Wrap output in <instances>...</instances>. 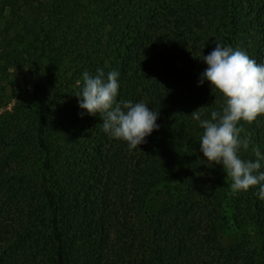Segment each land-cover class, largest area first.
<instances>
[{
  "label": "trees",
  "instance_id": "obj_1",
  "mask_svg": "<svg viewBox=\"0 0 264 264\" xmlns=\"http://www.w3.org/2000/svg\"><path fill=\"white\" fill-rule=\"evenodd\" d=\"M1 13L0 67L30 85L0 133V264H264V201L202 160L190 117L222 103L197 86L215 41L264 62V0H0ZM47 66L66 72L49 83ZM97 68L120 73L118 100L159 112L146 143L78 114ZM241 123L264 146V115Z\"/></svg>",
  "mask_w": 264,
  "mask_h": 264
},
{
  "label": "clouds",
  "instance_id": "obj_2",
  "mask_svg": "<svg viewBox=\"0 0 264 264\" xmlns=\"http://www.w3.org/2000/svg\"><path fill=\"white\" fill-rule=\"evenodd\" d=\"M201 59L206 67L199 74L197 86L205 82L222 97L218 108L202 106L192 111L201 133L199 152L206 164L222 166L230 178V189L246 192L256 188L254 195L264 201V146L242 136L244 125L264 115V62H257L239 46L224 45L215 41V47ZM120 73H83L82 84L77 90L78 113L99 115L102 130L116 140L127 143L129 149L146 143V137L159 130V112L149 108L145 101L118 100ZM212 103H215V99ZM251 150L254 159H246L243 153Z\"/></svg>",
  "mask_w": 264,
  "mask_h": 264
},
{
  "label": "rangeland",
  "instance_id": "obj_3",
  "mask_svg": "<svg viewBox=\"0 0 264 264\" xmlns=\"http://www.w3.org/2000/svg\"><path fill=\"white\" fill-rule=\"evenodd\" d=\"M6 18H8V14L1 13L0 24ZM64 67L47 66L46 77L49 83L52 82L50 79L54 78L57 72H60V74L66 72L64 71ZM29 85L28 77L25 75L23 67L16 68L13 65H3L0 67V133H8V137L11 135L10 129L12 128V124L10 121L13 116L10 112L16 101L25 95L26 88ZM11 147L12 145L8 149H11ZM16 165L17 163H14V166Z\"/></svg>",
  "mask_w": 264,
  "mask_h": 264
}]
</instances>
